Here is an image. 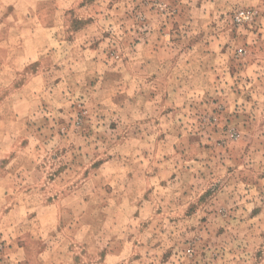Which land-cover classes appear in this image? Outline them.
<instances>
[{
  "label": "rangeland",
  "instance_id": "obj_1",
  "mask_svg": "<svg viewBox=\"0 0 264 264\" xmlns=\"http://www.w3.org/2000/svg\"><path fill=\"white\" fill-rule=\"evenodd\" d=\"M0 264H264V0H0Z\"/></svg>",
  "mask_w": 264,
  "mask_h": 264
}]
</instances>
